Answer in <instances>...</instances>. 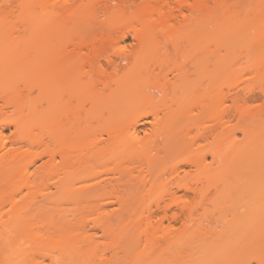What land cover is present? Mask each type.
I'll return each instance as SVG.
<instances>
[{
    "label": "bare ground",
    "instance_id": "obj_1",
    "mask_svg": "<svg viewBox=\"0 0 264 264\" xmlns=\"http://www.w3.org/2000/svg\"><path fill=\"white\" fill-rule=\"evenodd\" d=\"M211 3L218 10L264 8V0H0V264H16L19 256L28 264H62L72 257L68 250L53 255L46 210L31 216L32 201L23 207L13 201L11 210L6 205V190L30 171L22 169L19 153L6 152L4 128L11 123L30 135L34 108L19 83L29 86L37 70L53 91L49 142L42 145L61 176L62 197H83L91 190L87 183L97 178V208L107 220L140 208L150 221L161 212L157 222L167 220L170 230L181 218L186 225L198 206L222 205L229 192L242 200L250 195L249 215H264L259 166L264 146L229 141V118L248 120L256 113L251 105L256 99L251 90H231L223 81L224 32L172 31L173 19L186 18V10L207 13ZM132 22L133 33L126 26ZM131 36L137 41L133 49L127 45ZM181 55L186 57L178 61ZM88 67L97 68V139L92 141L84 119L63 100L71 78ZM246 151L253 158L244 163L247 171L239 170L236 164ZM74 158L81 165L75 178L85 183L79 187L67 176ZM21 230L32 235L26 249L17 248Z\"/></svg>",
    "mask_w": 264,
    "mask_h": 264
},
{
    "label": "rangeland",
    "instance_id": "obj_2",
    "mask_svg": "<svg viewBox=\"0 0 264 264\" xmlns=\"http://www.w3.org/2000/svg\"><path fill=\"white\" fill-rule=\"evenodd\" d=\"M258 5L262 7L260 4H248L244 9H233L235 6H232L229 10L225 7L229 4H226V9L218 10L211 3L212 10L207 13L191 15L186 10V18L172 20L175 34L189 32L193 28L206 33L224 32L220 38L227 50L228 70L223 81L231 90H251L249 96L256 99L251 103L257 109L252 115L256 117H250L252 121L250 118H229V141L235 139V142H242L243 147L264 146V72H261L264 69V8H258ZM126 26L133 33L136 23ZM227 30H231V34H227ZM234 30L240 33L236 34ZM127 45L129 49L136 48L137 41L131 36ZM68 48L73 47L68 45ZM185 57L179 56L178 61ZM259 61L263 62V69L259 68L262 75H257L259 72L255 70ZM78 72L69 81V91L63 100L69 103L73 113L84 119L87 139L92 141L97 139V68L88 67ZM30 83L29 86L19 83L23 94L30 93L34 108L30 135H21L11 123L4 128L6 152L19 153L22 169L25 171L27 167L30 172L6 190V205L11 210L14 202L23 207L32 201L27 208L31 216L47 211L48 217L42 220L51 235L53 255H67L68 250V255L72 256L62 264H264V215H249L246 207L250 200L248 194L242 200L229 192L222 205L198 206L186 225L183 224L184 219L181 222L182 218L177 223L172 221L174 230L169 229L167 220L164 225L157 222L161 212L150 221L149 213H143L140 208L120 211L116 219L107 220L104 211L97 208V178L87 183L91 190L83 197H62L57 188L61 176L58 177L53 170V164L45 154L46 145H42V140L49 142L46 132L51 128V81L37 70ZM61 91L62 87H59ZM27 113L31 117L30 112ZM249 156L252 157V151L242 153L236 168L240 170L242 167L247 171L244 163L250 159ZM259 166L264 170V159ZM80 169L78 159L74 158L67 176L77 187L85 184L75 178L74 174ZM95 170L97 172V163ZM28 179H31L30 183ZM108 211L113 214L117 206L109 207ZM43 216L45 218L46 214ZM31 236L21 230L16 238L17 248L30 247ZM18 258L16 264H28L20 256ZM47 263L59 264L56 260H47Z\"/></svg>",
    "mask_w": 264,
    "mask_h": 264
}]
</instances>
